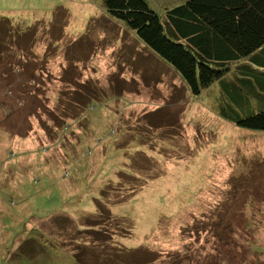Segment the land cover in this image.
Wrapping results in <instances>:
<instances>
[{
    "label": "rangeland",
    "instance_id": "rangeland-1",
    "mask_svg": "<svg viewBox=\"0 0 264 264\" xmlns=\"http://www.w3.org/2000/svg\"><path fill=\"white\" fill-rule=\"evenodd\" d=\"M106 10L0 0L39 73L0 82V264H78L79 242L88 264H264V131L217 117L218 82L183 92Z\"/></svg>",
    "mask_w": 264,
    "mask_h": 264
},
{
    "label": "trees",
    "instance_id": "trees-1",
    "mask_svg": "<svg viewBox=\"0 0 264 264\" xmlns=\"http://www.w3.org/2000/svg\"><path fill=\"white\" fill-rule=\"evenodd\" d=\"M103 2L107 13L124 21L155 57L177 71L183 92L188 88L199 96L205 89L210 92L218 82L219 95L212 100V106L208 105L217 117L264 131V0H185L167 7L163 15L149 0ZM33 37V26L25 28L0 14V82H12L16 89L26 74L31 78L39 75L36 67L30 70L27 65L32 51L29 48L35 45ZM13 52L21 54L12 55ZM68 215L50 217L73 220ZM28 242L33 240L25 241V245ZM85 245H68L78 264H88L82 255ZM107 260L105 264H114ZM31 261L36 260L33 257Z\"/></svg>",
    "mask_w": 264,
    "mask_h": 264
}]
</instances>
